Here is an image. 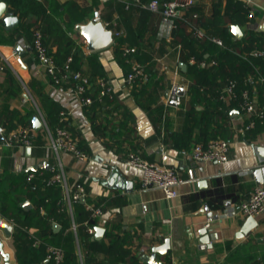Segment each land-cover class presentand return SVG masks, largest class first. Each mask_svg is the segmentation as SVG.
<instances>
[{
  "label": "crops",
  "instance_id": "crops-1",
  "mask_svg": "<svg viewBox=\"0 0 264 264\" xmlns=\"http://www.w3.org/2000/svg\"><path fill=\"white\" fill-rule=\"evenodd\" d=\"M41 1L48 8L49 18H57L60 32L57 23L50 27L41 15L26 22L25 16L7 1L0 18L6 30L4 34L16 39L11 43L0 35V125L7 130L22 125L33 127V117L39 116L42 125L35 132L43 133L30 152L19 145L0 147V208L6 202L5 211L20 221L15 235L17 223L0 211V218L14 223L11 235L0 228V242L9 253L11 264H22L18 253L29 264H52L46 254L49 244L60 245L67 251L73 249L77 264H152L141 256L151 253L152 247L163 244L166 238L170 239L167 251L155 254L160 264H264V211L256 217L257 226L246 236H236L247 218L236 210L237 204L257 185H264L250 172L253 167L262 166L264 175V125L245 130L247 116L238 103L229 96L221 97L230 75H238L241 85H247L260 101L264 100L260 88L263 83L236 57L237 51L246 58L253 46L261 43L264 46V0H195L186 7L190 21L183 24L192 34L184 33L182 28L171 41L158 35L159 14L137 0ZM194 11L203 20L198 25L209 35L221 37L219 33L228 28L233 45L227 47L225 40V46H220L208 38H196L190 27L192 20L196 24ZM97 12L103 22L111 21L112 27L123 33L113 35L114 40L108 46L91 50L77 25L88 23ZM7 13L18 17L9 28L3 19ZM235 24L243 31L241 37L232 31ZM36 27L42 29L45 44L57 62L73 55L74 69L83 71L96 84L91 85V94L96 95L99 90L97 79L106 77L113 86L112 96L84 104L72 81L59 84L52 81L36 55L33 43ZM68 40L72 45H67ZM17 44L22 53L17 50ZM119 45L135 46L138 52L128 59L117 51ZM220 47L229 49L221 53ZM75 48L79 49L77 55ZM246 49L251 50L246 53ZM191 57H195L196 63L191 62ZM133 58L144 66L145 77L131 85L125 79ZM212 60H218L219 64H212ZM182 62L186 63L185 70L180 66ZM196 65L206 68L213 76L215 87L221 90L222 118H216L218 111L214 115L208 111L215 109L214 106L202 94V87L191 83L188 71ZM174 81L182 84L185 94L178 105L170 103L167 107L168 119L162 133V125L158 127L150 108L163 104ZM61 110L68 111L63 121ZM44 119L52 130L64 123L88 157L78 158L66 151L58 157L49 144ZM52 123L58 125L54 127ZM217 137L230 141L226 162H199L189 156L194 143ZM132 151L176 167L185 179L178 185V194L166 198L162 189H141L142 171L128 162ZM60 160L68 183L84 184V204L102 207L103 213L95 225L105 228L101 238L95 237L96 229L92 235L85 229L87 237L80 240L77 227L86 226L89 218L74 203L68 204L63 186L46 187L39 182L32 189L27 174H23L42 161L50 168L37 170L52 174ZM121 180L124 186L117 187ZM39 196L64 200L63 207L54 211L52 229L45 236L40 234L32 212ZM24 200L32 204L28 209L21 204ZM48 207L51 208L49 203L43 206V214ZM210 211L213 216H209ZM54 222L59 225L56 229ZM203 227L212 236L205 244L199 241ZM31 236L38 237L39 242L34 244L33 239L34 248L30 251ZM0 264H5L1 253ZM67 264L73 263L69 260Z\"/></svg>",
  "mask_w": 264,
  "mask_h": 264
},
{
  "label": "built area",
  "instance_id": "built-area-1",
  "mask_svg": "<svg viewBox=\"0 0 264 264\" xmlns=\"http://www.w3.org/2000/svg\"><path fill=\"white\" fill-rule=\"evenodd\" d=\"M137 1L145 8L159 14L160 21L158 35L168 41L173 39V32L177 26V19L183 18L186 7L195 3V0ZM192 14L193 17L199 16L198 12L195 11ZM102 23L106 29L112 30L114 36H120L123 33L122 30L113 28L112 22L109 20L102 21ZM190 27L195 37L208 38L220 46H225L223 38L209 35L201 25L190 23ZM33 43L36 49L37 58L45 65L46 72L51 77L52 81L57 84L62 83L65 80L72 81L75 85V91L82 103L91 104L96 99L102 100L105 97L112 96L113 86L106 77H99L97 79L96 83L99 88L97 94L94 95L90 93L92 85L91 78L83 71L73 68L72 62L74 57L72 54L68 55L63 63H57L54 57L49 54L44 41V33L39 27L34 29ZM177 48L180 49L181 44H178ZM137 52L138 48L135 46L124 45L122 48L123 55L128 59L131 55L136 54ZM249 54L254 57L264 58V46L254 47ZM191 62L196 63L195 57H191ZM211 62L212 64H217V60H212ZM144 77V66L133 58L131 70L126 75V82L132 85L138 80L144 79ZM258 78L260 82L264 84V76L259 74ZM237 85V80L229 79L227 86L225 87V93L221 97L225 98L229 96V98L237 101L240 110H242L247 116V120L244 123L245 130H251L258 124L264 125V100L260 101L249 87L243 88L238 92ZM181 86L182 84L179 81H174L169 87L163 102L165 111L167 107L170 106L171 101L178 97V92ZM67 113V110L60 111V118L62 121ZM44 124L49 144L58 157L62 151L70 152L74 156L82 159L88 157V154L80 147L72 131L64 123L60 122L55 130H52L49 127L45 119ZM161 129L163 133V124ZM0 135L2 136L0 137V147L19 145L32 148L34 147L33 137L36 135V132L32 126L22 125L11 130L2 127L0 129ZM230 148L231 144L228 139L217 137L208 139L207 141L194 143L188 153L195 161L206 162L215 160L224 163L229 159ZM128 162L142 171L140 177L141 189H162L166 198L175 197L178 194V185L185 180L176 167L161 161L144 158L138 151H132L129 153ZM35 171L36 170H31L28 173L27 180H31L36 176ZM46 184H58L63 186L66 191L65 200L70 206L86 196V188L82 182L77 181L73 184L68 183L66 172L61 160L58 163L57 170L46 178ZM85 205L90 211L91 217H99L103 213V209L99 205L93 203H86ZM40 210L41 212H44L42 206ZM236 210L246 217L252 216L256 218L261 214L264 211V185H257L245 200L240 201V203L237 204ZM10 223L12 225L14 224L12 220H10ZM85 224L87 226V231L90 234H94L96 227L90 223V219L86 220ZM206 225H209V222ZM33 239L34 244L39 242L38 237L33 236ZM47 258L52 261V264H64L65 249L60 245L49 244L47 246Z\"/></svg>",
  "mask_w": 264,
  "mask_h": 264
},
{
  "label": "trees",
  "instance_id": "trees-1",
  "mask_svg": "<svg viewBox=\"0 0 264 264\" xmlns=\"http://www.w3.org/2000/svg\"><path fill=\"white\" fill-rule=\"evenodd\" d=\"M5 1H7L12 7H14L16 9V11L19 14H21V16H25V21L26 22H31L34 19L35 15H41L43 20H44V22L46 24H48V26L50 25V27H51V24L54 25V23H57V25H59V26H57V28L59 29V32H60L61 28H60V24H59L57 18H55V17H53V19L49 18L48 8L41 0H5ZM95 1H97V0H95ZM194 18L196 19V24H201V22L203 21L201 19V17H199V16L198 17H194ZM49 19H50V22H49ZM186 21H190V20H189V17L186 16V12L184 11L183 18L177 19V26H176V28H175V30L173 32V38H176V37L179 36V31L182 28L185 30L184 33L192 34L191 32H187L186 27L183 25V24H186L185 23ZM193 22H194V20H192L191 23H193ZM5 32H6L5 28L3 27V25L0 22V35L5 36V39L7 41H9L11 43H15V41H16L15 37L13 35H11V34H6L5 35L4 34ZM44 32H45V28H44ZM219 35L225 40V42L227 44V47L233 45V41H231V39H230L231 36H232V32L228 28H226L225 30L221 31L219 33ZM66 43H67L68 46L72 45V42L70 40L66 41ZM262 44L263 43H261L260 46H262ZM243 47L244 48L242 50L245 49L246 45L243 46ZM249 47L251 48L252 46L248 45V48ZM254 47H256V46H253L251 49H253ZM122 48L123 47H121L120 45L117 46V51H120L122 53ZM228 49L229 48L220 47V52L221 53L225 52ZM251 49H246L247 50L246 53H248ZM78 51H79V49L75 48V52L74 53H76V55H77ZM48 52L51 55V52H50L49 49H48ZM236 57H237V60L241 61L243 66L247 67V69L249 71H251L254 76L257 77V76H259V74L264 76V58H262V57H254V56H251V55H248V57L244 58V56L241 55V52H238V51H237V56ZM54 59L56 60L55 57H54ZM56 62H57V60H56ZM75 62L76 61L74 59L73 62H72V66L75 64ZM57 63L61 64L63 62L58 61ZM218 64H219V61L217 62V65ZM192 68H193L192 71H188V75H189V78L191 80V83L192 84L197 83L198 86L202 87V94L205 96V98H207V101L211 102L212 106H214L215 109H211V110L208 109V111H211L212 115L216 114V111H218L217 114H216V116H217L216 118H218V119L222 118L223 117L222 116V110H223L222 107H223L224 102H223L222 99H220V92H221L220 88L219 87H215L216 85H214L213 76L209 73V71L206 68H204L201 65H199V66L196 65L195 67H192ZM229 79L237 80V82H238V85H237L238 92L241 91L243 88H246V86H247V85H241V81L242 80H241L240 76H238V75H234V76L230 75ZM92 85L95 86L96 84H94L92 82ZM260 88L263 91L264 90V84H261ZM232 100L237 104L236 100H234V99H232ZM150 114L154 118L156 124H158L159 128H160V126L162 124H166L168 117H166L167 113L165 112L163 104L150 108ZM164 114H165V117H164ZM56 125H58V124H53L54 127ZM187 125L191 127L192 123L190 121H188ZM42 137H43V133L42 132L39 133L38 135H35L33 137L34 146H36L38 144L37 141L42 139ZM174 137H178V135H174ZM207 140H205V141H207ZM30 171H26L23 174L24 175H26V174L28 175V173ZM35 172H36V176L34 178H32L31 180H28V182L30 184V187L32 189L36 188V186H37L36 184L39 183V182L41 183L42 186H46V187L57 186L58 185V184H56V185H47L46 184V178L48 176H50L51 173H48L47 171H43V170H36ZM46 197L45 196H39V199L37 201H35L36 209L32 211L33 215L36 216V218H37V224H38V227H39L40 234L42 236L43 235L45 236L49 231H51V229H52V220L55 219V218H53L54 217L53 216L54 215V211L59 209V208H62L63 207V202H64V200L59 199V198H57L55 200L54 199L50 200V199H48ZM47 203L50 204L51 208L48 207V209H46V213L43 214L41 212L40 208H41V206L42 207L43 206L46 207ZM74 205L78 206V209H79L78 211L80 213H83L85 215V217L90 219V223L91 224L96 225L97 217H95V218L91 217L90 211L85 207L84 202H81L80 200H78V201L74 202ZM6 206H7V203L3 202V205L0 208V211L3 214H5L6 216L10 217V218L12 217L14 222L17 223V225H15V231H14V234L16 235L18 233V231H19V224H20L19 218L9 215L8 212L5 211ZM85 229H87V226H85V225H83L81 227L80 226L77 227L78 236H79L80 240H84V238L87 237V233L85 232ZM29 240H30V244L31 245H29V244L28 245H29V249L31 251L32 248H34L32 246V243H31L32 240H33V237L31 236V238ZM92 241L95 242V240H92ZM46 254H47V247H46ZM18 260L22 264H29L28 262L23 261L21 255L19 253H18ZM69 260L73 264H77V262H78L77 261L78 260L77 254H76V252L73 249H71L70 251H67L65 249L64 264H67V262ZM96 262H98V261H96ZM245 264H251V263H245Z\"/></svg>",
  "mask_w": 264,
  "mask_h": 264
},
{
  "label": "water",
  "instance_id": "water-1",
  "mask_svg": "<svg viewBox=\"0 0 264 264\" xmlns=\"http://www.w3.org/2000/svg\"><path fill=\"white\" fill-rule=\"evenodd\" d=\"M7 8V2L4 0H0V18L3 16L5 10ZM3 19L6 22V26L9 28L11 27L14 23H16L18 21V17H12L11 13H7ZM77 29L80 31V33L87 39L88 42V47L91 50H95V49H99V48H103L108 46L109 44H111L114 40L113 37V33L112 30L110 29H106L102 23V19L99 15V13H96L95 18H93L91 21H89L88 23H82V24H78L77 25ZM233 29H236L237 31H233ZM232 31L234 32V34L237 37H241L243 35V31L241 29V27L237 24L232 25ZM17 50L19 51V53H22L23 49H21L20 45H16ZM180 66L182 67L183 70L186 69V63L182 62L180 63ZM179 95L175 100L171 101V104L173 105H178L181 102V97L185 94L184 91V87L181 86L180 90H179ZM32 125L33 128L35 130H38L41 125H42V120L40 119L39 116H35L33 117L32 120ZM2 128V126L0 125V129ZM0 137H2L0 135ZM260 149V147H259ZM31 151V147H27V152ZM264 160V159H263ZM39 168H50L49 165H47L46 162L42 161L38 164H36L33 167V170H37ZM51 169H53V167H51ZM263 167L262 166H256L253 167L252 169H250V172H253L255 177H256V181L259 183H263L264 182V175H263ZM124 183L121 180V182L117 185V187H123ZM81 201L84 202L85 198H81ZM230 202L229 200L225 201V204L228 205ZM26 209H28L32 204L30 203L29 200H24L21 203ZM209 216H213V212L210 211L209 212ZM215 217H218L219 215H214ZM224 216V215H223ZM222 216V217H223ZM258 224V221L255 217L252 216H248L244 221L243 224L240 228V230L237 233V237H243L246 236L254 227H256ZM59 225L57 223H53V228L56 229L58 228ZM0 228L3 229V231L7 234V235H11L12 234V230H13V225L8 222V220L4 219V218H0ZM105 228L102 226H97L96 227V233H95V237L96 238H101L104 234ZM200 239L199 241L201 243H208L211 240V234L208 232L207 227H203L200 230ZM170 246V239L166 238L165 242L161 245H157V246H153L152 247V252L151 253H144L141 256V259L152 263V264H160V262L156 259L155 254L157 252H161V253H165L167 251V249ZM0 253L1 255L4 257L5 260V264H11L10 262V255L8 252H6L4 250V243L0 242Z\"/></svg>",
  "mask_w": 264,
  "mask_h": 264
},
{
  "label": "snow or ice",
  "instance_id": "snow-or-ice-1",
  "mask_svg": "<svg viewBox=\"0 0 264 264\" xmlns=\"http://www.w3.org/2000/svg\"><path fill=\"white\" fill-rule=\"evenodd\" d=\"M233 31H237L236 29H233Z\"/></svg>",
  "mask_w": 264,
  "mask_h": 264
}]
</instances>
